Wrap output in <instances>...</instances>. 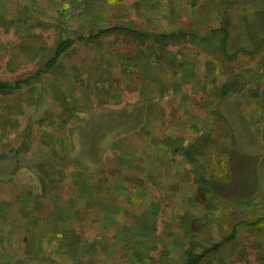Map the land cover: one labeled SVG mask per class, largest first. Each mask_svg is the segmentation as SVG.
Wrapping results in <instances>:
<instances>
[{"label":"rangeland","instance_id":"1","mask_svg":"<svg viewBox=\"0 0 264 264\" xmlns=\"http://www.w3.org/2000/svg\"><path fill=\"white\" fill-rule=\"evenodd\" d=\"M53 2L54 7L34 9L40 15L29 17L28 23H18L15 31L1 17V82L33 77L45 69L63 40H74L51 70L14 92H0L2 154L7 152L4 140L11 136L23 144L20 150L30 149L42 138L47 150L43 170L51 176L56 167L71 171L63 158L73 151V142L78 150L75 155L88 156L94 143L100 141L102 148L114 137L133 131L123 132L127 120L142 124L140 118H154L155 126L146 128L149 136L165 131L166 136L182 137L186 144L199 134L198 129L208 132L193 164L183 159L174 167L159 169L162 183L149 187L153 191L143 199L144 207L128 204L127 212L141 215L143 222H127L129 240L125 245L116 249L111 242L110 247L96 245L94 258L88 256L86 264H186L189 252L200 254L233 233V239L224 241L200 264H264V64H256L257 75L251 85L255 100L245 95L227 97L223 102L216 94L241 63L219 62L226 55L218 39L205 44L191 37L192 32L208 35L216 21L225 18L200 14L199 0L192 7L196 14L184 15L162 14L173 0H62L68 7L60 14L61 1ZM115 26L136 33L88 39ZM174 30H188L189 36L176 40L159 37ZM243 65L245 71L251 66ZM232 83L237 90L248 85L246 79H232ZM239 104L245 107V114L255 109L254 133L247 119L236 117L234 106ZM220 105L224 114L219 111L216 115ZM187 107L192 115L184 112ZM220 118L223 120H216ZM216 122L227 123L217 129ZM136 134L131 132L124 138L134 143ZM217 150H222V158H215ZM120 154L118 145L115 150L104 151L101 165L107 156V169L122 167ZM21 162L36 167L39 161L22 157ZM125 171L133 173L131 168ZM174 172L178 181L172 182ZM54 175L62 178L64 173ZM51 180H47V195L52 191ZM70 188L68 184L62 192L58 190V199L65 198ZM157 202L158 206H153ZM50 247L48 252L54 250ZM85 249L80 248L82 252ZM99 251L102 254H97ZM18 256L1 254L0 264H12ZM42 257L45 260L41 264L77 263V258L68 254L47 253Z\"/></svg>","mask_w":264,"mask_h":264},{"label":"crops","instance_id":"2","mask_svg":"<svg viewBox=\"0 0 264 264\" xmlns=\"http://www.w3.org/2000/svg\"><path fill=\"white\" fill-rule=\"evenodd\" d=\"M52 1L55 0H0L2 7L0 22L4 21V19L1 20V17H4L10 30L15 31L18 23H28L29 17L32 19V16L37 18L40 15L35 13L34 9L41 10L56 6V3ZM59 1H61V9L58 14L65 6L68 7L67 4L62 3V0ZM74 3L72 2L71 5ZM193 4H197L195 0H173L169 5L170 9L162 14H196V10H193L196 8H192ZM198 6L199 9H203L200 14H216L225 18L216 21V26L208 35L192 32L191 37L205 44L208 40L216 42L218 39L222 52L226 55V59L222 58L219 62L241 63L237 73L233 71V76L219 89L217 97L223 101L227 97L241 98L247 95L251 101L255 100L253 95L256 93H252L251 85L257 75L256 64L259 62L258 67L261 63L264 64V0H199ZM75 7L77 8V5ZM110 12L111 5L108 6V13ZM91 29H97V27H91ZM169 34L175 35L171 40L189 36L188 30H174ZM192 57H194L192 61L196 62L195 56ZM197 57H202V54ZM245 63L251 64L248 71L242 68ZM246 72L247 77H244ZM236 78L240 81L246 79L248 85L237 90L234 85L232 86V79ZM188 109V107L187 110L184 109V112L192 115ZM234 110L237 118L247 119V126L251 127L254 133L257 124L253 119L255 109H248L249 112L245 114V107L239 104L234 106ZM219 111L222 115L224 114L225 109L222 105L219 110L216 109V115ZM140 122L143 123L133 130L137 133L136 144L124 138L129 133H134L131 131L115 137L107 148V150H115L118 145L121 153L119 164L122 167L107 169V156H105L102 167L93 175L84 174L78 165L69 162L67 156L63 154L65 165L71 171L62 172L53 162L56 169L50 176L48 170H43L42 160L47 159L45 157L47 150L43 146L42 138L37 139L30 149L23 150L19 149L23 145L19 139L14 140L11 136L4 140L7 152L2 154L0 150V255H19L12 264H19L21 261L25 264H41L45 260L43 255L59 253L77 258L76 264H86L85 260L89 259L88 256L95 255L93 250L96 245L110 247L111 242L114 249L125 245L129 240L127 239V222L132 221L133 224L143 222L141 215H137L136 212H127L128 204L134 205L135 208L144 207L143 199L150 197L153 191L149 187L161 182L162 177L158 170L163 169L164 166L174 167L177 160L186 159V162L193 164L192 161L195 156H198L196 153L201 148V143L204 138H208L205 135V133L208 134L207 130L198 128L199 134L187 144L182 137L176 138L168 134L166 136L165 131L160 135L151 132L149 136L147 129L155 126L154 118H141ZM226 123L216 122V128L219 129ZM231 125L235 126L234 123ZM262 135L264 140V124ZM55 141L58 140L55 139ZM236 151L240 152V147ZM13 152L16 154L13 155ZM53 152L57 155L56 150ZM217 152L215 158H222V150ZM237 155L240 157L239 153ZM22 157L34 158L39 162H36V167L26 166L21 162ZM116 157H118L117 153ZM127 168H131L133 173L126 172ZM58 172L64 173V176L56 178L54 173L58 174ZM175 176L174 172L171 176L174 178L171 179L172 182L178 181ZM153 177L155 179H152ZM48 179L54 180H51L52 191L47 195L45 189ZM167 181L170 183V179ZM68 184L72 185V188L68 190L67 196L58 199L56 192L58 190L62 192L63 186ZM126 199L129 203L125 202ZM158 204L159 202L153 203V206ZM113 232L114 235H112ZM135 233L134 229L132 234ZM49 245L54 250L48 252L46 249ZM82 247L86 248L83 252L80 250ZM97 254H102V251ZM89 263L88 261L87 264Z\"/></svg>","mask_w":264,"mask_h":264},{"label":"trees","instance_id":"3","mask_svg":"<svg viewBox=\"0 0 264 264\" xmlns=\"http://www.w3.org/2000/svg\"><path fill=\"white\" fill-rule=\"evenodd\" d=\"M118 32L136 33L133 30H129L128 28L115 26V27L102 29L97 34L89 37L88 39L93 40L95 38H99V37H102L104 35H108V34H112V33H118ZM138 35L144 36L143 34H138ZM146 36H149V35L147 34ZM174 36H175L174 34H163L159 37L161 39H168L169 40L171 38H174ZM73 44H74V40H72V39L63 40L59 44V46L57 47L53 58L46 64L45 69L40 70L33 77H30V78L24 79V80H20V81H16L15 83H7V82H1L0 81V92L11 93V92H14V91L22 88L23 86L29 85L30 83H32V81L34 79L39 77L41 74L46 73L47 71H49L53 67H55L58 64L59 60L72 48ZM140 119L138 120V122H140ZM123 123H124L123 124L124 126H127V128L125 130H123V132L131 131L140 125V123L134 122L133 119L129 120V121L127 120V122H123ZM112 140H110L109 143H105L104 147H102V148H101L102 144L100 141H98L97 143H94V145L92 144L93 146H91V148L89 149V155H88L89 157L86 155H83L81 153L75 155V153H77L78 150L76 148L75 143L73 142V149H72L73 151H71V154H69L70 152L67 154L68 161L73 163V164L78 165L84 174L93 175L99 170V167L101 166V155L104 151L107 150V148H109V146L112 143ZM234 234L235 233L231 234L230 237L227 238L226 240L233 239ZM226 240H224V241H226ZM224 241L215 243L213 246L204 250L200 254L189 252L187 254L186 264H200L206 258V256L208 254L217 250L223 244ZM19 264H25V262L21 261V262H19Z\"/></svg>","mask_w":264,"mask_h":264}]
</instances>
